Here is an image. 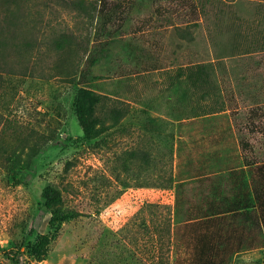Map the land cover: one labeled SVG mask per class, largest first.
<instances>
[{"label": "rangeland", "instance_id": "rangeland-1", "mask_svg": "<svg viewBox=\"0 0 264 264\" xmlns=\"http://www.w3.org/2000/svg\"><path fill=\"white\" fill-rule=\"evenodd\" d=\"M105 2L122 6L123 19L87 66L82 97L85 55L79 61L53 39L91 36L97 13L0 0V92L13 86L12 98H0V128L47 142L34 164L15 158L23 163L15 178L0 162V264H172L186 255L188 203L210 194L198 173L229 195L230 166L264 162V119L251 112L264 104V1ZM109 100L128 103L127 116L101 134L104 143L84 141L76 107L108 124L122 114ZM48 185L67 215L54 226ZM230 264H264V247Z\"/></svg>", "mask_w": 264, "mask_h": 264}, {"label": "trees", "instance_id": "trees-1", "mask_svg": "<svg viewBox=\"0 0 264 264\" xmlns=\"http://www.w3.org/2000/svg\"><path fill=\"white\" fill-rule=\"evenodd\" d=\"M53 1L61 8L77 9L78 5H82L83 7L80 9L83 12V17L91 19V13L95 11L100 20L99 27L94 26L91 36L84 35L82 40L65 33L60 34L59 38L53 39L57 49L61 51L73 50L74 55H77V51L80 52L79 61L81 56L85 55L83 68L79 70V80L76 82V85L80 87L79 96L84 97L85 94H89L82 88L88 80V67L94 64L96 53L103 50L109 42L107 34L110 27L114 23L122 22L124 8L115 6V4L109 6L105 0H98L94 9L89 4H84V0ZM15 2L16 0H9L11 5H14ZM187 29L183 28L179 31L188 33ZM2 34L0 32V38ZM96 45H99V48L94 50ZM77 63L78 60H74V63L63 73L69 82H73L75 78ZM8 85L7 92L4 89L0 92V98L5 95L9 98L13 97L11 94L13 86H10L11 83ZM109 101L113 103V111L119 110L118 112H122V114L108 124L99 122L95 111L87 113L82 105L76 107V118L84 141L104 143L105 139L101 134L109 131L113 125L120 123L127 116L129 109L126 106L129 107L128 103L124 104L119 100ZM6 107L8 108L9 105ZM251 112L253 116L264 119V104L255 106V108L253 106ZM42 137L43 135L34 140L13 135L7 137L5 129L0 128V162L5 165L11 177L15 178L16 173L21 170L23 165L22 160H16V157L25 155L28 157L27 163L29 164L30 160V163L34 164L35 158L47 144L41 140ZM227 172L229 195L223 194L221 185L215 179H208L210 174H204L203 171L198 173V181L209 182L210 194L200 202L188 203L186 223L192 226V229L184 241L186 255L179 256L176 252L172 264H230L235 254L245 249L264 247V162L243 166L233 165L227 169ZM212 174L215 175V171ZM43 199L44 207L51 214V225L54 226L57 222L67 218L66 212L60 209L62 195L55 187L46 186L43 190ZM181 202L180 198L175 199L174 205L179 206Z\"/></svg>", "mask_w": 264, "mask_h": 264}]
</instances>
